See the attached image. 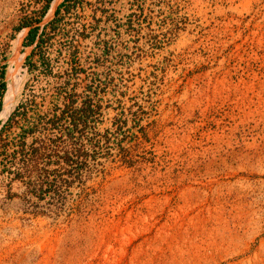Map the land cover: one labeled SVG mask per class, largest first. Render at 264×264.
I'll use <instances>...</instances> for the list:
<instances>
[{
  "label": "rangeland",
  "instance_id": "1",
  "mask_svg": "<svg viewBox=\"0 0 264 264\" xmlns=\"http://www.w3.org/2000/svg\"><path fill=\"white\" fill-rule=\"evenodd\" d=\"M31 1L0 0V126L21 103L1 135L0 264H264V0H74L26 63L12 27ZM71 94L92 112L44 146L72 160L37 198L9 179L12 140L63 134L49 118Z\"/></svg>",
  "mask_w": 264,
  "mask_h": 264
},
{
  "label": "trees",
  "instance_id": "2",
  "mask_svg": "<svg viewBox=\"0 0 264 264\" xmlns=\"http://www.w3.org/2000/svg\"><path fill=\"white\" fill-rule=\"evenodd\" d=\"M51 1L53 0H32L30 3L23 4L18 8L16 23L13 25L12 31L26 29L21 44L23 46L32 45L29 54H27L24 58V62L26 63L31 58L34 51L40 48L41 42L43 41V34H45V28L47 26L52 27L53 23L57 20V16L62 12H66L69 7L74 4V0H62L53 10L54 17L48 22L40 25L46 12H48L50 4L52 3ZM39 57L41 62L46 60L43 53H40ZM69 57V62L75 61L74 51L70 53ZM73 66L74 65H72V68L75 69ZM6 89L7 85L5 87L4 66H2L0 70V112L3 107L2 98ZM75 104L76 97L73 94L69 95V97H65L63 99L62 106L54 109L52 117L49 118L50 126H54L55 123L62 118H66L68 120L70 125L63 134L51 138L48 137L46 139H37L36 137H33L29 142H26L25 136H27V134L31 135L34 132V128L29 127L28 129H22L21 132H19L17 140H12V143L18 144L16 147V153L19 156L18 159L20 160L21 169L7 171L9 179L26 183V188H28L27 191L37 198H39L43 192L50 190L56 180L60 178V173L56 165H58L59 162L68 163L72 160L71 155L67 152H63L61 154L55 152L44 153L42 151L44 146H46L47 143L56 144L62 139V136L72 140L76 131L81 133L80 127L85 125L90 113L92 112L91 106L84 100L81 101V104L78 106H75ZM20 106L21 103L16 105L12 112L8 115L6 121L0 126V143L2 147H6L10 143L7 139L1 138L4 128L11 124L16 113L19 111ZM21 113L23 114L24 112L22 111ZM120 148L121 147H119V149ZM74 152L75 157L78 158L77 162L79 166H84L82 158L88 155L87 151L82 147L77 146L74 149ZM12 156L14 158L16 156L15 153ZM43 159H46V164H54V166L51 168L43 165L39 166V162ZM33 176L37 177L38 183L29 185L31 184L30 179ZM7 191L8 194H10L9 189H7Z\"/></svg>",
  "mask_w": 264,
  "mask_h": 264
},
{
  "label": "bare ground",
  "instance_id": "3",
  "mask_svg": "<svg viewBox=\"0 0 264 264\" xmlns=\"http://www.w3.org/2000/svg\"><path fill=\"white\" fill-rule=\"evenodd\" d=\"M58 0H54V4L53 6L57 3ZM6 99H4L3 102V107H2V111L0 113V116H3L4 114H6V112H8L10 110V105L8 103V100H10L12 98V96H9V92L7 94V97H5Z\"/></svg>",
  "mask_w": 264,
  "mask_h": 264
},
{
  "label": "crops",
  "instance_id": "4",
  "mask_svg": "<svg viewBox=\"0 0 264 264\" xmlns=\"http://www.w3.org/2000/svg\"><path fill=\"white\" fill-rule=\"evenodd\" d=\"M52 3L50 4V9H48V12H46V13H51V8L53 7V2H54V0L53 1H51ZM2 111V110H1Z\"/></svg>",
  "mask_w": 264,
  "mask_h": 264
}]
</instances>
